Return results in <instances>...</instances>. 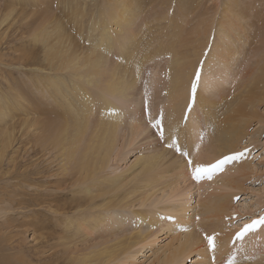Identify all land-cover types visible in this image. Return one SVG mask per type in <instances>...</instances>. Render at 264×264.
<instances>
[{
    "label": "bare ground",
    "instance_id": "1",
    "mask_svg": "<svg viewBox=\"0 0 264 264\" xmlns=\"http://www.w3.org/2000/svg\"><path fill=\"white\" fill-rule=\"evenodd\" d=\"M7 1L11 7L2 22L14 12L16 4L31 8L27 16L29 35L26 39L29 43L19 46L16 63L6 66L27 78L23 83L29 85L31 92H28L27 99L19 90L13 97L10 89L6 95H0L3 147L10 143L9 122L17 107L27 109L32 106L30 96L44 99V104L50 103L59 120L56 128L63 130L55 136L52 133L54 128L48 126L51 133L43 138V143H54L52 148L67 164L66 169L60 165L61 170L71 171L70 167L75 166L73 183L78 190L74 195H82L75 204L76 216L67 218L66 222L74 230L84 228L88 221L91 222L89 230H95L99 224L111 228L107 236L86 249L85 255L80 254L83 258L75 264H112L154 238L158 230L171 224V220L174 228L186 226L189 218L185 220L186 216L180 215L186 212V192L191 187L193 189V185L202 190L212 176H217L222 167L216 165L236 153L252 121L260 120L257 108L264 91V49L242 77L233 80L230 89L224 87L228 69L217 72L218 64L211 66L217 60L226 67L227 59L220 55L224 48L228 56L236 53L235 48L232 53L226 43L233 34L232 27L240 28L236 22L245 18L243 13L247 12L249 5L224 0L220 7L215 4L213 8L205 6L202 9L199 8L200 1L163 0L155 8H164L165 12L175 9L174 21L181 20V24L180 21L175 24L170 16L166 31L161 29L165 24L160 27V23H156L158 29L149 26L147 30L152 31L145 33L147 38H144L145 34L134 33V29L142 19L145 0H92L93 3L87 0ZM149 8L152 9L150 5ZM218 12L220 15L214 20ZM213 22L216 23L214 28ZM246 25L247 22L243 28ZM213 31L215 36L211 40ZM262 41L264 46V35ZM113 52L118 53V57ZM112 54L118 63L114 66L110 64ZM162 57L166 59L163 70L160 66H151L154 60L159 62ZM203 58L204 63L200 66ZM146 64L151 67L147 69L145 84H142L146 89L144 98H149L146 109L149 114L144 119L130 105L133 90L143 76L142 70L146 73ZM27 67H30V74ZM200 67H203L201 72ZM198 71L200 78L197 82ZM194 83L196 87H193ZM96 89L100 92L95 100L90 91ZM156 89L161 96L154 106L150 95L153 96ZM118 100L121 107L117 105ZM32 111L39 115L34 109ZM157 111L160 117H156ZM94 116L98 118L96 121L92 120ZM123 116L128 121H123ZM183 116H187L189 126L186 122L183 124ZM154 119L162 128L163 148L139 158L131 167L137 168L130 177L104 174L114 154L122 124L128 128L126 145L129 147L147 137ZM186 136L195 140L190 147L181 143L188 140ZM182 145L185 150L194 151L189 162L187 158L179 162ZM187 162L190 164L188 169ZM183 166L185 170H182ZM253 168L250 162L243 161L232 167L229 173L222 171L220 182L211 184L215 187L211 191L206 188L205 193H201L204 195L197 200L201 209L192 220L197 222L194 228L189 232L191 227H184L185 230L176 233L178 237L173 238L174 243H170L162 257L151 264H182L195 251L199 253L204 241L209 247V236L214 245L230 246L237 233L229 229L228 222L230 211L236 208L233 206L234 192L243 190L242 182L253 173ZM196 169L202 170L201 181L192 178ZM190 177L198 184L191 183ZM132 182L136 183L134 188L124 191ZM156 187L159 188L154 190ZM158 191L160 196L156 194ZM135 195L138 197L134 199ZM135 205L142 210L134 211ZM95 210L97 212H93ZM165 217L169 218V223ZM137 223H140L138 227ZM132 224L136 228H132ZM236 241L234 245L238 248L263 249L264 228L257 233H246ZM220 251V248L214 249V261L220 260ZM230 253L225 257H232ZM200 260L196 264H203Z\"/></svg>",
    "mask_w": 264,
    "mask_h": 264
},
{
    "label": "rangeland",
    "instance_id": "2",
    "mask_svg": "<svg viewBox=\"0 0 264 264\" xmlns=\"http://www.w3.org/2000/svg\"><path fill=\"white\" fill-rule=\"evenodd\" d=\"M87 1L93 3L92 0ZM161 1L163 0H154V2L153 0H145V4L142 8L143 16L142 19H140L139 26L137 25V27H135L134 33L137 31V34L142 35L150 32L152 30L147 29L152 25L153 30L158 29L156 23H160V27L165 24L161 29L166 31L165 26L176 18L174 16L175 9L171 8L169 12H165V10H163L164 8H155ZM195 1H200L199 8L201 7L204 9L205 6L207 8H213L215 4L220 7L224 0ZM225 1L227 2V0ZM236 2L238 5H249L247 12L243 13L245 18L236 22L239 23L240 28L237 29L236 27H232L231 30L233 34L229 36V41L226 43L227 46L231 47V52L233 53L232 48H235L236 53L232 56H228L224 48L220 55L227 59L226 67L221 66L217 60L211 64V66H214L215 63L218 64L220 68L217 72L224 68L228 69L229 74L226 78V85L224 86L226 89L233 87V80L237 79L238 81L244 74V71L255 62L259 56L260 50L262 48L264 49L262 41L264 35V0H236ZM7 4V0H0V62L3 63L0 65V95H6L7 89H10V96L13 97L19 90L21 95L27 99V95L31 92L29 85L23 83L27 81V78L21 73L18 74L12 67L9 68L6 66L16 63V56L18 53L16 49L21 45H28L29 43L28 39H26L29 35V20L27 16L31 13V8L26 5L16 4L14 5V12L2 22L11 7ZM149 5L153 10L149 8ZM16 10L17 15L14 16ZM216 11L217 10H215V12ZM20 13L24 15H20ZM219 15L220 13L218 12L214 20H216V18L218 19ZM169 18H171L170 21H168ZM176 22L181 24V20H176ZM176 22L174 21L175 24ZM245 22H247V25L246 28H243ZM215 24L216 23L213 22L212 27H216ZM183 28L184 26L182 29ZM214 31H216V29ZM214 31L212 32L213 37L211 36V40L214 39ZM144 38H147L146 34ZM208 48L209 47H207V49ZM114 54L118 57V53L115 52ZM112 56L113 59L110 64L114 66L117 63V58L113 54ZM159 59L162 60H158L159 62H157V59L154 60V64L151 63V66H160L161 70H163L166 59L163 57ZM204 60L203 58L200 62V66L203 65L202 62L204 63ZM151 66L150 64H146V73L142 70L143 72L141 75L143 76H140L141 80L137 83V88L133 90L135 99L132 98L133 102L130 105L132 109L135 107L138 110L139 117L144 119H146L149 114V112H147V102L149 98H144L146 89H143V85L145 84L143 81L146 80L147 69ZM144 67L143 69H145ZM201 68L203 69V67H200V72ZM26 69L29 73L30 67ZM27 76L29 78L30 75ZM90 92L95 95V100L98 99L97 94L100 91L96 89ZM158 94V89L152 94L153 96L149 94L151 98L153 97L152 102L154 106L159 100L158 96H161V94ZM30 97L33 105L27 109L17 107L14 112L15 115L12 116L13 119L9 122L11 123L9 126L11 127L9 133L12 135L10 143L6 147H3L4 144L2 143L0 134V264L79 263L83 258L80 254L84 253L85 255L86 249L92 246L93 243L100 241L101 237L107 236L108 232H111V228H106L105 224H99L96 226L95 230H89L88 227L91 222L89 223L88 221L85 223L84 228L74 230L73 227L66 222L67 218L69 219L76 216L77 210H75V204H77L78 199L82 196L74 195V192L78 190L73 183L74 173L72 170L75 166L70 167L72 168L71 171L61 170L59 167L60 165L62 169L67 168L66 161L52 148L54 143H43V138L51 133L47 128L48 126L54 128L52 133L55 136L59 135L63 130L62 127V129L56 128L58 127L59 120L54 115L55 108L52 107L50 103L44 104V99ZM0 100H2V98ZM117 105H119V107L122 105L119 100ZM33 109L38 112V116L34 114L32 111ZM119 111H121L120 108ZM257 112L260 115V120L252 121L247 130V135L243 138L238 150H236V153L232 154V156L238 155L239 159L226 160L221 166V171H218V175L215 177L212 176L207 182L209 186L206 184V186L200 190L199 187L197 188L196 185H193V189L191 187V189L186 192V212L180 215H185V220L189 218L187 225L184 226L191 227L190 229L188 228L189 232L194 228L195 224H197V222H193L192 220L196 218L195 214L201 209L197 204V200L204 195H201V193H205L207 190L206 188H209L208 190L211 191L215 187L212 186L213 183L220 182L222 171L229 173L228 171H232V167H235L243 161L250 162V166L254 167V170H252L253 173L242 182L244 185L243 190L239 193L234 192L233 206L234 208L236 207V212L230 211V216L228 217V222L230 223L229 229L236 230L237 233L234 234L233 240L238 241L242 235L249 232L257 233L264 228V223H257L252 230L246 229V226L252 224L253 221L264 220V91ZM156 113L157 115H155L158 117L160 115L159 111ZM120 114H122V112H120ZM95 119H98L97 116H94L92 120L96 121ZM122 119L125 122L128 121L125 120L127 117L123 116ZM157 121V119H154L151 123L152 126L148 129L146 138L142 137V139L129 147L126 145L127 137L129 136V133L127 134L128 128L126 124L123 123V126H121L122 128H119L120 130L114 154L104 174L109 177H130L132 175L131 173L137 168L131 167L139 161V158L148 156L150 153H155L157 150L162 149L164 142L163 133ZM184 122H186V126H189L187 116H183V124ZM155 125L157 126L154 127ZM186 139L188 140H183L181 143L189 145V147L192 141H195L194 138L190 136H186ZM178 146L177 144V147ZM180 154L181 158H179V162L183 159L185 160V158H187L188 161V159L194 156V151L190 148L189 151L187 148L185 150V147L182 145L179 156ZM188 162L186 164L187 169L190 168ZM182 170H185L184 166ZM230 174H233V172H230ZM165 177H167V174ZM223 178L225 179V176ZM189 181L198 184L194 182L191 177ZM199 181L201 180L199 179ZM135 184V182H132L124 191L134 188ZM158 188L159 187L153 189L156 190ZM152 191L153 190H149L148 192ZM156 194L159 196L161 195L159 191ZM137 197L136 195L133 196L134 199ZM98 201H100V199ZM133 210L141 211L142 208L135 205ZM93 212L97 211L95 210ZM164 214L166 213L164 212ZM165 221L169 223V218L165 217ZM139 224L140 223H137L136 226L138 227ZM165 226L166 228L158 230L159 232L154 238L149 239L142 246L133 248L134 250L132 249L129 255L119 257V259L112 262V264H151L154 263L157 258H161L169 244L174 243L173 238L178 237L176 233L185 230L184 227L174 228L172 220L170 225ZM132 228H136L134 224H132ZM173 229L176 230L173 231ZM233 240L230 246L221 247L219 246L220 244L218 246L216 244L212 248L206 247L207 244L204 241L205 244L201 243L202 248L199 250V253H197L198 250L195 251L188 259H185L182 264H196L199 259H201L200 262L203 264H227V262L239 264H257L260 262V264H264V256L261 257L264 248H259L260 251L263 250L260 254L257 248L236 247L234 245L235 241ZM217 248L221 249L220 260L215 259L216 261H214V249ZM222 250L223 254H221ZM229 253L232 257H225V255L228 256ZM242 257L244 258L242 259Z\"/></svg>",
    "mask_w": 264,
    "mask_h": 264
},
{
    "label": "snow or ice",
    "instance_id": "3",
    "mask_svg": "<svg viewBox=\"0 0 264 264\" xmlns=\"http://www.w3.org/2000/svg\"><path fill=\"white\" fill-rule=\"evenodd\" d=\"M199 78H200V73H199V71H198L197 76H196V81H197V82L199 81ZM196 86H197L196 83H194L193 87H196ZM157 124H159V121H157ZM169 146H170V145H169ZM177 150L179 151V149H177ZM226 159H227V160H236V159H239V156H238V155H237V156H232V157H228V158H226ZM224 163H225V161H221L220 164L216 165V167L219 168V167H221ZM192 178H193L194 180H199V179H201V178H202V170H200V169H196V170L193 172ZM257 223H264V220H261V221H253L252 224L246 226V229H248V230H252V229L255 227V225H256ZM207 241H208V245H209L210 248L214 247V244H213V238H212L211 236L207 237Z\"/></svg>",
    "mask_w": 264,
    "mask_h": 264
}]
</instances>
